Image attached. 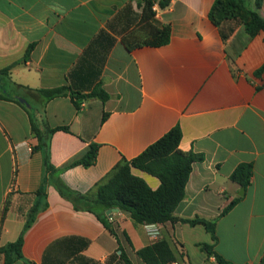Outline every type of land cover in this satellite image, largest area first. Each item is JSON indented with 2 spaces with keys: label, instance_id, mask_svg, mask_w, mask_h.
Masks as SVG:
<instances>
[{
  "label": "crops",
  "instance_id": "crops-1",
  "mask_svg": "<svg viewBox=\"0 0 264 264\" xmlns=\"http://www.w3.org/2000/svg\"><path fill=\"white\" fill-rule=\"evenodd\" d=\"M215 2L171 0L164 9L155 4L148 23L169 26L170 42L130 49L125 38L145 32L143 0H0V91L14 90V84L108 94L105 102L83 99L80 109L70 95L48 102L27 95V106L41 108L49 128H68L52 134L48 154L39 148L28 108L0 98V247L23 235L24 259L13 264H125L119 247L132 264H145L137 252L158 240H166L177 258L169 264H217L201 244L235 264L262 262L264 70L258 72L264 31L252 37L239 19L215 25ZM247 3L264 19V4L257 9L255 0ZM176 126L179 148L203 160L193 165L174 215L216 221V241L204 225L181 221L158 224L155 238L127 211L111 218L100 211L99 217L62 194L61 188L73 196L93 194L118 164ZM92 145L98 146L95 162L72 165ZM240 164L254 167L244 196L231 180ZM131 172L159 189L157 177Z\"/></svg>",
  "mask_w": 264,
  "mask_h": 264
},
{
  "label": "trees",
  "instance_id": "trees-1",
  "mask_svg": "<svg viewBox=\"0 0 264 264\" xmlns=\"http://www.w3.org/2000/svg\"><path fill=\"white\" fill-rule=\"evenodd\" d=\"M144 3V35L141 37L128 36L125 38L126 45L131 49L139 45L160 47L168 44L171 39V28L165 26L158 28L148 23L154 16V6L157 4L160 8L168 7L171 0H143ZM264 0H255L257 9L262 8ZM210 18L215 25H220L225 20L239 19L246 32L250 36H255L260 31H264V19L257 11L249 8L247 0H216L210 13ZM31 46L26 56L29 54ZM264 66L258 72L260 74ZM8 73L9 68L2 70ZM15 89H21L23 93L14 90L0 91V98L13 100L30 111L32 129L40 141L39 148L46 149L47 154L50 149V139L52 134L58 130L68 131L66 127L51 129L45 123L43 110L41 108L28 107L27 102L22 103L27 95L40 98L43 102H48L54 98L70 95L77 109L81 108L83 99L98 97L103 102L107 101L108 94L101 88H97L89 95L69 93L65 87L55 89L33 90L27 87L14 85ZM105 120V115L103 121ZM182 139V131L179 126L170 130L163 138L155 144L148 147L141 155L131 161L123 160L118 164L96 188L93 194L87 196H73L61 188L62 194L74 201L76 208L86 210L97 214L106 212L113 208H119L131 214L133 221L138 225H158L165 223H175L178 221L189 223L193 226L197 224L204 225L205 229L211 234L214 241L216 237V221H209L202 218L192 220L178 219L174 213L176 208L185 198V189L188 183L193 165L203 160L201 155L193 152H184L179 148ZM98 154V146L92 145L87 154L72 165L83 164L92 165ZM48 158V157H47ZM46 158V169L49 171L52 167L48 164ZM136 168L144 171L154 177H157L161 185L158 190H152L150 186L142 179L132 174L131 169ZM254 173L252 164H240L232 173L231 180L243 188L250 186ZM238 200L233 201L223 212L226 214L231 210ZM46 206L43 205V207ZM42 207V208H43ZM38 204L34 206L29 214L25 230L34 222L39 210ZM106 224L105 221H103ZM107 225V224H106ZM209 257H214L217 264H235L225 260L214 251L212 245L201 244ZM23 235L14 242L0 247V254L4 255V264H13L18 260H23ZM121 251L120 258L125 264H132L124 250ZM138 256L145 264H169L177 260L170 244L166 240H158L151 246H148L137 252ZM260 264H264V258Z\"/></svg>",
  "mask_w": 264,
  "mask_h": 264
},
{
  "label": "built area",
  "instance_id": "built-area-1",
  "mask_svg": "<svg viewBox=\"0 0 264 264\" xmlns=\"http://www.w3.org/2000/svg\"><path fill=\"white\" fill-rule=\"evenodd\" d=\"M148 233L155 238H158L160 235L159 228L157 225H148Z\"/></svg>",
  "mask_w": 264,
  "mask_h": 264
},
{
  "label": "water",
  "instance_id": "water-1",
  "mask_svg": "<svg viewBox=\"0 0 264 264\" xmlns=\"http://www.w3.org/2000/svg\"><path fill=\"white\" fill-rule=\"evenodd\" d=\"M21 102L26 103V100L21 99ZM239 195L240 196H244L245 195V188H242V190H241ZM119 211H120L119 208H113V209H110V210L107 211V215L111 218L114 213L119 212Z\"/></svg>",
  "mask_w": 264,
  "mask_h": 264
}]
</instances>
